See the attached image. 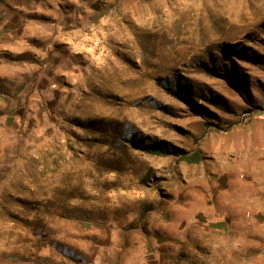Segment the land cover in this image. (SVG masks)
<instances>
[{"label": "rangeland", "instance_id": "374dc122", "mask_svg": "<svg viewBox=\"0 0 264 264\" xmlns=\"http://www.w3.org/2000/svg\"><path fill=\"white\" fill-rule=\"evenodd\" d=\"M0 264H264V0H0Z\"/></svg>", "mask_w": 264, "mask_h": 264}, {"label": "trees", "instance_id": "16d2710c", "mask_svg": "<svg viewBox=\"0 0 264 264\" xmlns=\"http://www.w3.org/2000/svg\"><path fill=\"white\" fill-rule=\"evenodd\" d=\"M197 113H204L205 115H210L208 112H197ZM141 151H143L146 154H151V155H158V156H168V155H173V156H179V158L187 163H193L196 162V155H188L187 152H185L182 149L178 148H172V150L167 149L165 146L159 143H153V144H148L144 146H138Z\"/></svg>", "mask_w": 264, "mask_h": 264}]
</instances>
